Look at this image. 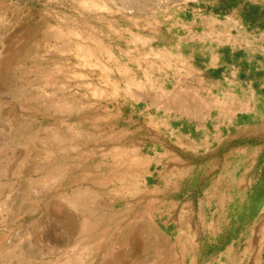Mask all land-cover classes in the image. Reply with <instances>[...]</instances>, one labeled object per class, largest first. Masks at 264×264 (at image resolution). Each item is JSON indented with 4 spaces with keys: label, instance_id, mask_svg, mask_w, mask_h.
Segmentation results:
<instances>
[{
    "label": "rangeland",
    "instance_id": "rangeland-1",
    "mask_svg": "<svg viewBox=\"0 0 264 264\" xmlns=\"http://www.w3.org/2000/svg\"><path fill=\"white\" fill-rule=\"evenodd\" d=\"M0 264H264V0H0Z\"/></svg>",
    "mask_w": 264,
    "mask_h": 264
},
{
    "label": "bare ground",
    "instance_id": "bare-ground-1",
    "mask_svg": "<svg viewBox=\"0 0 264 264\" xmlns=\"http://www.w3.org/2000/svg\"><path fill=\"white\" fill-rule=\"evenodd\" d=\"M68 104V103H67ZM58 138H60V139H62V137H60V136H58ZM74 195L73 196H71V197H69V202L70 203H74V206H77L76 204H77V199L81 202V201H83V200H87L88 199V196L85 194V192L84 191H81V190H76L74 193H73ZM91 202H93V194H91ZM87 208V209H86ZM90 209H91V214H92V208H88V207H86V206H84V207H82V211H83V213H88V214H90ZM86 210H88V211H86ZM56 212V215H60L59 213H58V211L56 210L55 211ZM60 213H63L62 211L60 212ZM87 215V214H86ZM127 232L126 231H122L120 234H119V237L120 238H122V240H126L127 238H125V239H123L124 237H126L127 236V234H126ZM162 249V248H161ZM160 250V249H159ZM162 253V252H161ZM158 254H160V252L158 253Z\"/></svg>",
    "mask_w": 264,
    "mask_h": 264
}]
</instances>
